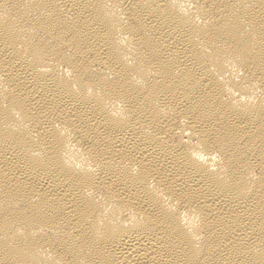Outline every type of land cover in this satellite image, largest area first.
Here are the masks:
<instances>
[{
    "label": "bare ground",
    "instance_id": "bare-ground-1",
    "mask_svg": "<svg viewBox=\"0 0 264 264\" xmlns=\"http://www.w3.org/2000/svg\"><path fill=\"white\" fill-rule=\"evenodd\" d=\"M0 264H264V0H0Z\"/></svg>",
    "mask_w": 264,
    "mask_h": 264
}]
</instances>
